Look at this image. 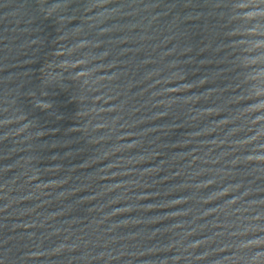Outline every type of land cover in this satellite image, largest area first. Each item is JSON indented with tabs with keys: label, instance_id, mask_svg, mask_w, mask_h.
Here are the masks:
<instances>
[{
	"label": "water",
	"instance_id": "water-1",
	"mask_svg": "<svg viewBox=\"0 0 264 264\" xmlns=\"http://www.w3.org/2000/svg\"><path fill=\"white\" fill-rule=\"evenodd\" d=\"M0 264H264V0H0Z\"/></svg>",
	"mask_w": 264,
	"mask_h": 264
}]
</instances>
